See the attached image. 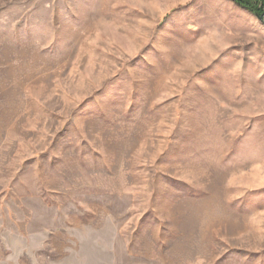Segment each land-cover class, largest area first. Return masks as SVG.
<instances>
[{
	"label": "rangeland",
	"instance_id": "1",
	"mask_svg": "<svg viewBox=\"0 0 264 264\" xmlns=\"http://www.w3.org/2000/svg\"><path fill=\"white\" fill-rule=\"evenodd\" d=\"M0 264H264L259 16L0 0Z\"/></svg>",
	"mask_w": 264,
	"mask_h": 264
},
{
	"label": "trees",
	"instance_id": "2",
	"mask_svg": "<svg viewBox=\"0 0 264 264\" xmlns=\"http://www.w3.org/2000/svg\"><path fill=\"white\" fill-rule=\"evenodd\" d=\"M237 5L243 7L257 16L264 11V0H233Z\"/></svg>",
	"mask_w": 264,
	"mask_h": 264
},
{
	"label": "water",
	"instance_id": "3",
	"mask_svg": "<svg viewBox=\"0 0 264 264\" xmlns=\"http://www.w3.org/2000/svg\"><path fill=\"white\" fill-rule=\"evenodd\" d=\"M259 19L264 23V11H263V13L259 16Z\"/></svg>",
	"mask_w": 264,
	"mask_h": 264
}]
</instances>
